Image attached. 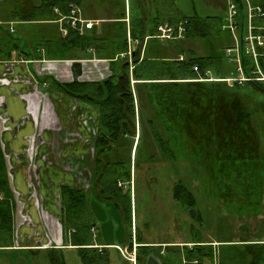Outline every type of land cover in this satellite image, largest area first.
<instances>
[{
    "label": "rangeland",
    "instance_id": "374dc122",
    "mask_svg": "<svg viewBox=\"0 0 264 264\" xmlns=\"http://www.w3.org/2000/svg\"><path fill=\"white\" fill-rule=\"evenodd\" d=\"M226 1L230 0H152L147 2L146 0H142L145 9H141V4L132 0V8L131 12L129 11V14L132 16L133 25L138 29H141L143 25L142 21L144 19L143 16H145L146 28L150 31L152 28L156 27L157 23L165 22L167 19H173V21L176 20L178 22L188 16L207 17L216 15L220 20H223L225 16ZM80 8L87 17L94 18V16H99L103 19L102 21H100L101 19H93L99 20L98 26L95 25L94 29L87 31L86 33L102 36L107 34L111 27L115 28V21L109 19L114 17L115 12H112V8L109 7L107 2L103 0H84ZM0 23L5 28L15 29L14 35L23 49L26 50V52H33L36 54V58L33 57L34 59H30L31 56L28 58L24 55L19 56L20 53L17 51L14 54V60H9L8 64H11L10 61L12 63L21 61L23 58L31 60L27 61L28 64H36L37 67H33L35 69L29 67L32 69L31 72L33 75H31L32 77H30L29 80L33 85L36 84L34 82L36 80L37 82L44 84L43 86L47 88V86H49L48 84L51 82V78L48 77L46 79L45 75L48 73L47 70H52L55 67H44V64L45 66L52 65V62H43L40 59L43 55H46V47L44 45L46 44V41L42 39L39 32L45 35L53 34L54 37L58 38L59 34L62 33V31H60L62 24L60 22L27 23L15 20L10 21L8 20V14L5 11L4 0H0ZM116 33L117 30L115 29V34ZM122 35L121 30V35L119 33V39H122ZM183 38L184 37L172 39L173 42L168 39L166 40L165 43H169V41L172 42L171 47L166 46L167 51L165 50L167 52L165 55H167L168 59L169 56L171 59H176L181 53H183V58H187L190 56L189 50L195 55H205L218 52L224 56L225 48L232 45V43H229L230 36L226 32H220L218 35L213 33L206 37L198 39L190 38L182 41L181 39ZM177 42H182V50L184 51H180V49L177 48V44H179ZM96 46L97 45L95 44L89 47L95 48ZM74 51H72V54H74ZM179 51L181 53H179ZM65 53L69 54L70 52L66 51ZM77 54L80 56H87L85 51H80ZM110 54L109 51H103V55L109 56ZM100 55L98 56L101 57ZM180 58L182 57L180 56ZM156 60L155 61L160 65L159 67H163L164 71L165 67L169 64L172 65L171 61L163 59L161 56ZM235 61L236 60L228 62L229 65L225 67V70H229L228 72L232 73V67H237ZM133 68L134 67H130L132 77ZM11 71L12 67H3L0 72V85L10 87L13 85L14 79H21L24 77ZM112 73H114V70H111V72L109 71L110 76ZM238 73L237 78L239 81H245L242 79L245 74H243L241 70H239ZM254 73L256 74V80H259L257 79L259 73ZM209 75L214 76L213 72H210ZM108 76L109 75H104L103 79L108 78ZM77 78L78 76H75L74 80ZM135 81L137 80L132 79L134 99L136 98V103L134 100V119L136 127L138 128V141L134 146L132 159L131 149L133 139L131 138H129V140L118 141L113 148L115 149V154H110L109 158L111 160L108 157H106V159L109 162H112L113 159H115V161L118 160L120 162L119 165L123 167L125 165L127 168L130 167L131 163H134L136 194L127 193L128 199L126 198L124 201L121 197H117L119 201L122 202V209L125 210L126 225L121 223V227L118 226L117 221H115L112 214L108 215L110 214V210H113V204L105 202V199L104 202L101 203L99 198L94 197L91 199V197H89L91 199V201H89L92 203V209L94 211L96 210L97 214H105L104 220L101 218L102 221L100 222V224H102L101 233L94 235L92 232L91 235L93 240H101L105 243H116L121 246L115 247L110 245L107 247L108 256L111 261L110 264H142V261H138V256L140 257V260L141 257L147 259L150 255L153 256L159 264H189L190 261H188L187 254L189 250L194 247L195 251L199 252L195 244H199L200 241H205L201 243H206L207 245L215 244L213 246L214 256L211 258V261H208L207 259L204 264H255L253 262L252 250L258 251L261 259L260 264H264V245L259 244L262 246L261 248L250 245V247H248L244 244L245 242L242 241L244 239H250L251 241H264V193L263 195L254 193L250 195V197H247L246 194H243L240 191V188L230 186L227 187L230 191V195L228 197H222L220 194V187L216 186V183L212 180L211 174H207L208 171L205 164L194 160L193 165L189 162H185L183 160V153L181 151L178 152L173 143H170L169 149L175 151L177 155V158L175 157L176 160H173L167 152H163L162 147L159 145L154 134L158 132L163 138L167 139L169 137L168 134H170L173 129H167L166 125L162 123L172 124L173 122L169 120L166 115L163 116L156 111L154 102L150 101V99L147 98L148 96H146L145 85L140 83L137 84ZM233 95L242 101L248 109L255 112V116L257 117L255 118V121L260 125L261 117L264 113L262 110L264 106V94L253 85H246L234 90ZM2 96L3 95H1L2 99L0 102V142L4 150L6 161H8V159L10 158L11 160L14 155L7 151V146L3 140V134L7 131L13 132L15 127L12 126V123L14 125V119L5 109V97ZM94 106L99 110L98 105ZM27 118L28 116H25L21 121H26ZM18 124H21V122L18 121ZM132 124L135 127V124ZM101 127L102 122L100 121L99 129ZM174 128L176 134L181 132V129H178L177 127ZM193 128H195L196 135H199V124H194ZM98 131L99 130L95 131V134L91 135V137L89 136V140H87L89 149L95 151L96 155L99 153V147L101 146L97 144L99 138V135H97ZM259 131L264 134L263 128H261V130L259 128ZM184 136L183 133L178 139H183ZM185 139V142L188 143L187 138ZM199 139L200 140L196 144L197 148H199V151L206 152L207 139H201L200 137ZM87 149L88 148H86V150ZM215 149L216 148L213 147L212 143L209 150L215 151ZM96 150L98 152H96ZM186 151L189 152L187 149ZM25 154L27 160L26 163H34L35 154L31 150L25 151ZM153 155L158 159L152 158ZM62 163L65 165L66 161ZM185 163L189 164L186 165ZM33 168H29V179L32 182H34ZM9 171H12V168H10ZM76 172L78 180L80 182L83 181L82 175L78 174L79 171ZM91 173L92 174L88 173L87 178V181L90 183V189L92 188V185H96L98 180V175L96 177L93 171ZM10 175L11 174L8 172L9 179ZM257 178L259 181L260 174H257ZM121 181H124V179H121ZM180 181L187 184V186L193 190L194 195L197 198L194 205H190L189 202L186 203L184 196L181 198H175V192L173 189ZM261 181L262 184L260 186L264 190L263 176H261ZM32 182L31 189H33V191L31 192L36 193L34 189L35 182ZM243 190L246 193L245 188H243ZM33 195H30L29 197L33 198ZM59 198V207L60 209H63L61 204L62 198ZM193 210L195 215L192 214ZM15 229L16 228L14 227V241L20 239L19 230ZM127 239L132 240L133 247L130 251H135L137 255L135 263L128 259L123 251ZM159 240H165L171 243L167 242L161 247L154 248L145 246L150 245L145 242ZM180 241H183L182 246L179 243ZM140 244L141 246H139ZM203 250L210 251L212 248L211 246L204 247ZM261 253L263 255H261ZM63 254L66 264H85L80 256V249L78 247L65 246L63 248ZM38 256L37 251L34 255L32 251L10 249L0 250L1 264H24V262L27 264V260H29V264H35L32 262V259L38 261Z\"/></svg>",
    "mask_w": 264,
    "mask_h": 264
},
{
    "label": "trees",
    "instance_id": "16d2710c",
    "mask_svg": "<svg viewBox=\"0 0 264 264\" xmlns=\"http://www.w3.org/2000/svg\"><path fill=\"white\" fill-rule=\"evenodd\" d=\"M4 1L5 11L10 21L54 23L59 22L61 17L70 14L72 4L80 7L84 0ZM253 2L264 6V0H253ZM184 21L185 30L182 41L225 32L222 29L223 20L217 16H188L182 19V22ZM169 23L174 25L172 21ZM62 25L68 28V31L64 34L62 30L58 29L62 31L58 38L54 37L53 34L45 35L39 32L42 39L46 41V44L42 43L46 47L45 52L48 57L68 58L67 55L71 54L72 51L87 49L95 44L99 46L101 51H109L111 54L103 57L110 59H113L119 51H127V29L120 23H116L115 26L120 35L122 30V39H119L120 36L117 39L114 27H111L107 34L97 36V34L92 33H81L79 30L70 27L65 20ZM14 31L15 29L11 31L0 23V58L13 60L17 51L20 53L19 56H35L33 52H26L23 49L16 40ZM133 35L135 36V29ZM136 36L142 40L143 26ZM182 46V42L177 44L180 51H184ZM66 51L70 53L66 54ZM135 52L137 56V50ZM189 52L190 56L187 58L181 59L180 56H177L176 59H167L171 61L172 65L169 64L165 67V71L163 67H159L157 60L152 59L155 58L154 56L147 55L139 65L133 68V77L128 61L123 59L120 60L121 67H115V73L106 79L99 81L76 79L69 83L57 84L54 82L51 83V86L98 105L100 121L102 122L100 129L104 130L97 141L100 146L106 144L108 136L118 138L120 134L132 133L131 129L134 126L129 119V117L135 118L132 79L137 80L135 83L145 85L146 96L154 102L156 111L163 116L166 115L173 122L172 124L162 123L166 125L167 129H173L167 139L158 132L154 134L163 152H167L173 160H176L175 151L169 149L170 143H173L175 148L178 146V152L183 153L185 162L193 165L194 160L205 164L207 174H211L216 186L220 187L222 197L230 195V191L227 189L230 186L240 188V191L247 197L254 193L263 195L264 190L260 185L262 184L261 176L264 177V134L263 132L260 133L259 128L260 130L261 128L264 129V113L261 117V124L258 125L255 121L257 118L255 112L248 109L242 101L233 95V91L246 85H253L264 94V81L260 79L239 81L237 78L239 70L248 77H256L254 73L256 67H250L252 61L245 55L242 57L244 67L233 66L232 73H230L229 70H225V67L229 65L228 62H230L225 53L224 56L218 52L198 56L190 50ZM260 60L263 66L261 70L264 74V57H261ZM210 72H213L214 76H210ZM258 76L260 77V75ZM262 110L264 111V106ZM196 123L199 124L200 136L196 135L195 128H193ZM174 127L181 129V132L176 134ZM183 133L186 137L177 139ZM199 137L207 139L206 152L199 151L196 146L200 140ZM185 138H187L188 143L185 142ZM176 142L178 145H175ZM212 143L213 147L216 148L215 151L209 150ZM189 163L185 164L188 165ZM113 164L115 165V175L108 178V183L114 182L113 184L117 185L119 180L128 178L130 174L123 172L119 161ZM257 174H260L259 181ZM243 188H245L246 193ZM173 190L175 198L184 196L186 203L189 202L190 205H194L196 202L197 198L193 190L184 182L177 183ZM101 191L105 192L104 189ZM119 194L120 191L117 192V195ZM86 196L87 194L78 188L63 185L61 204L64 235L67 237L68 232L71 231L70 242L78 245L80 256L85 264H108L109 256L105 249L99 250L98 247L89 246L95 242L91 235L93 224L90 222L91 216L86 209ZM14 208L15 196L8 176L4 150L0 142V246L14 245ZM192 214L195 215L194 210ZM65 240L69 241L68 238ZM242 241L248 247L261 248L262 246L259 244L264 245L263 240L244 239ZM201 242L205 241L195 244L199 252L195 251V247L189 250L187 254L189 264H204V259L207 260L214 256L213 245ZM209 246L212 250H203L204 247ZM252 251L253 262L260 264V254L257 250ZM261 255L263 254L261 253ZM47 257L50 264H66L62 247L48 249Z\"/></svg>",
    "mask_w": 264,
    "mask_h": 264
},
{
    "label": "crops",
    "instance_id": "0c3cea01",
    "mask_svg": "<svg viewBox=\"0 0 264 264\" xmlns=\"http://www.w3.org/2000/svg\"><path fill=\"white\" fill-rule=\"evenodd\" d=\"M103 1L108 3L109 7L112 8V12H115L114 17L109 19L115 21V24L120 23L127 29V49L129 46L132 47L133 67L139 65L147 55L151 57L154 56L155 58L152 59L155 60L158 59L159 56L163 59H168L167 55H165V53H167L166 46L171 47L173 41L167 42L168 44L165 43L167 39L159 36L160 32L158 28L170 21L179 24L182 20L177 22L176 20L173 21V19H167L165 22L157 23V28L155 27L156 30L152 28L148 31L146 28L145 16H143V21L141 19L143 22V38L139 40L136 35L139 34L140 29L133 25L132 16L129 14L132 8V0ZM134 1L141 4V9H145L142 0ZM147 1L152 0H146V2ZM227 5L228 1H226L225 15L227 12ZM82 15L89 19L103 20L99 16H94V18L87 17L84 15L83 11ZM126 18H128V20H126ZM96 25L98 26V23ZM115 29H117L116 26ZM134 29L135 36L133 35V37L132 33ZM88 30L90 29H85L83 32H87ZM115 35L118 39V31ZM229 43H232L231 38ZM135 50H137V56ZM80 51H85L87 56L78 55L77 53ZM116 51L115 48V52ZM123 52L125 51L117 52L115 57L110 59L103 57L106 55H103V51H101L99 46H96L95 48L88 47L83 50H75L73 52L74 54L71 53L67 56L68 58H56L57 56H50V58L46 55L42 57L37 56L41 57L40 59L43 62H52V65L45 66L44 64V67H55L52 70H47V74L42 73L46 74V79L48 77L51 78L50 84L47 83L49 85L47 88L43 86L44 84L36 80L34 81L36 84L33 85L29 80V78L33 76L31 72L32 69L29 67H37L36 64H28L27 61L31 60L22 57L23 59L21 61L12 63L11 60V64H8L9 60L0 59V72L3 67H12L11 72L24 76L21 79L17 78L14 79V81L12 80L13 85L10 87L0 85V102L2 99L1 95H3L6 102L5 109L14 119V125L12 123V126L15 127L14 131L5 132L3 134V140L7 146V151L14 155L11 160L10 158L8 159L7 167L9 174H11L10 182L15 196L14 224L15 228L19 230L20 235V239L14 241V245L0 246V250L32 251L34 255L37 251V254L40 256H38L39 260L36 261L32 259V262L35 264H50L47 257L48 249L52 247L64 248L65 246L78 247V245H74L70 242L71 231L68 232L67 237L64 235L62 209L59 207V197H61L63 185L77 187L82 191L89 187L88 191H86V209L89 211L91 216L90 222L93 224L91 231L94 235L101 233L102 224H100V222L102 219L104 220L105 214H97V211L92 209V203L90 201L92 198L97 197L99 201L103 203L104 198L99 193L96 185H92L90 189V183L87 181L88 173L92 174L91 172L93 171L97 177L99 170L97 157L94 151L89 149L87 141L89 140V136L91 137V135L95 134V131L99 130V110L92 102L73 96L69 92L58 89L57 87L53 86V88L51 83H69L74 81L75 76H78L77 80L80 81L102 80L104 75L110 76L109 71L111 72V70H114L115 73V67H121L120 60L124 59L128 61L126 57L121 56ZM180 56L183 58V53H181ZM33 57L36 58V56H32L30 59H34ZM169 59H171L170 56ZM129 67H132L130 63ZM25 116H28L27 120L21 121ZM18 121H20L21 124H18ZM135 132L136 135L134 136V143L131 149V159L134 146L138 141V128H136ZM86 148L88 149L86 150ZM27 150H31L35 154L34 163H30L31 165L26 163L25 151ZM65 161L66 163L64 165L62 162ZM10 168H12V171H9ZM29 168H33L34 189L36 193L31 192L33 189H31L32 181L29 179ZM76 171H79L78 174L82 175L83 181L81 182L83 184L78 180ZM121 194L118 197H121L123 201L126 198L128 199L127 196L122 197ZM30 195H33V198L29 197ZM89 197H91V199ZM105 202H108V200ZM110 202L108 203L110 204ZM113 206V210H110V214L108 215L112 214V216H114L119 227H121V223L126 225L125 210L118 207L116 203ZM66 238L69 239L68 242L65 240ZM94 242L95 244L89 246L98 247L99 250L105 249L107 253V247L110 245L121 247L119 244L105 243L101 240ZM167 242L169 241L159 240L145 242L150 244L145 246L151 248L161 247ZM179 243L181 246L183 245V241ZM130 244L132 245V240L127 239L124 247H128L129 250H131L133 245L131 246ZM139 246H141V244ZM139 258L138 256V261H142V264H159L151 255L147 259L141 257L139 260ZM27 261V264H29V260ZM205 261L204 259L203 263ZM208 261H211V258H209ZM110 262L109 258L108 264H110ZM1 263L2 262H0V264ZM24 264L26 263L24 262Z\"/></svg>",
    "mask_w": 264,
    "mask_h": 264
},
{
    "label": "built area",
    "instance_id": "2783aa9c",
    "mask_svg": "<svg viewBox=\"0 0 264 264\" xmlns=\"http://www.w3.org/2000/svg\"><path fill=\"white\" fill-rule=\"evenodd\" d=\"M83 32L85 29H91L99 20L87 19L83 17L82 10L79 6L72 4L70 14L61 17L58 21L63 22ZM128 20V18H126ZM264 6L254 3L253 0H230L227 5V12L223 20L222 29L230 36L232 45L225 48L227 58L232 61L236 60L237 67H244L242 62L243 55L249 57L252 61L250 67H256L254 72L259 73L260 77L257 79L264 81V74L261 70V57H264ZM185 21L179 23L177 26L166 23L160 26L159 36L168 40L182 38L185 30ZM12 31L14 29H11ZM61 30L64 34L67 33L68 28L61 25ZM131 40V39H130ZM130 42V41H129ZM132 47L129 46L127 51L121 54L126 57L128 62L133 67ZM243 80H255L256 77H248L244 75ZM125 255L136 261L135 251H129L128 248L124 250Z\"/></svg>",
    "mask_w": 264,
    "mask_h": 264
},
{
    "label": "flooded vegetation",
    "instance_id": "af4514ba",
    "mask_svg": "<svg viewBox=\"0 0 264 264\" xmlns=\"http://www.w3.org/2000/svg\"><path fill=\"white\" fill-rule=\"evenodd\" d=\"M129 119H131V121L135 124V119H133L131 117H129ZM136 128L137 127L135 124V127L133 129H131L132 133L120 134L118 138H115L114 136H112V137L108 136L106 144L100 146L99 153L96 155V153L94 151V153L97 157V160H98L97 162H98V166H99V170H98V174H97L98 180L96 183V188L99 190V193L101 194V196L105 200H108V202L111 201L110 203H112L113 205H115V203H116V205L120 208H122L123 205H122V202L119 201L117 196H119L121 193H122L121 194L122 197H126V196L128 197L127 193L136 194V192H135V175L133 176V174H134L133 169H135L134 163L132 164V166L130 165L129 168H127L125 165H124V167L120 165L123 169V172H125V173L128 172L130 174V176L128 178H125L124 181L119 180L117 185L116 184L114 185L113 184L114 182L109 184L108 178L113 177V175H115L114 174L115 173V165L113 163L118 161V160L115 161V159H113L112 162H109V161H107L106 157L109 158L110 154H115V149H113V148L118 141L129 140V138H131V139H133V143H134V138H135L134 136L136 135V132H135ZM101 133H104V130L99 129L97 135L100 136V135H102ZM175 145H178V143L176 142ZM177 147H176V150H177ZM96 152H98V151L96 150ZM152 158L158 159L154 155L152 156ZM106 186H109V187H106ZM88 189H89V187L84 189L83 192L86 193V191H88ZM101 189H104L105 192L101 191ZM118 191H120L119 195H117Z\"/></svg>",
    "mask_w": 264,
    "mask_h": 264
}]
</instances>
